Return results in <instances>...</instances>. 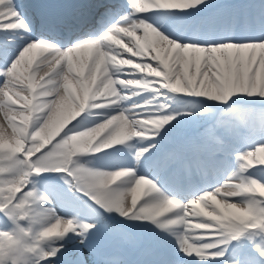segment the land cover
Listing matches in <instances>:
<instances>
[{
    "label": "snow or ice",
    "instance_id": "6c2138e0",
    "mask_svg": "<svg viewBox=\"0 0 264 264\" xmlns=\"http://www.w3.org/2000/svg\"><path fill=\"white\" fill-rule=\"evenodd\" d=\"M0 264H264V0H0Z\"/></svg>",
    "mask_w": 264,
    "mask_h": 264
},
{
    "label": "bare ground",
    "instance_id": "6f19581e",
    "mask_svg": "<svg viewBox=\"0 0 264 264\" xmlns=\"http://www.w3.org/2000/svg\"><path fill=\"white\" fill-rule=\"evenodd\" d=\"M5 125H6V122H5ZM7 131H8V132H10V131H11V129H10V128H8V129H7Z\"/></svg>",
    "mask_w": 264,
    "mask_h": 264
}]
</instances>
